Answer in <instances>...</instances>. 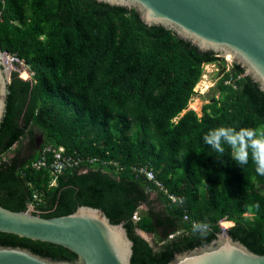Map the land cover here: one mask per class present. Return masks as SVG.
<instances>
[{
  "label": "trees",
  "instance_id": "trees-1",
  "mask_svg": "<svg viewBox=\"0 0 264 264\" xmlns=\"http://www.w3.org/2000/svg\"><path fill=\"white\" fill-rule=\"evenodd\" d=\"M0 48L34 74L31 81L10 77L0 126V206L25 212L33 204L32 214L47 219L79 206L100 209L111 223L124 224L134 244L131 264H169L176 253L214 240L223 218L234 223V240L264 255V176L251 161L239 167L227 146L217 159L202 139L218 126H264V94L239 66L223 73L219 99L199 117L186 110L203 67L224 59L147 27L135 10L95 0H0ZM47 145L124 170L85 163L54 178L49 168L30 166ZM136 165H149L181 204L133 173ZM193 221L207 231L194 232ZM138 232L151 235L153 245ZM0 246L76 258L63 247L5 233Z\"/></svg>",
  "mask_w": 264,
  "mask_h": 264
},
{
  "label": "water",
  "instance_id": "water-1",
  "mask_svg": "<svg viewBox=\"0 0 264 264\" xmlns=\"http://www.w3.org/2000/svg\"><path fill=\"white\" fill-rule=\"evenodd\" d=\"M135 10L147 27H162L201 52L230 56L264 94V0H95ZM11 71L0 48V126L6 114ZM0 233L63 247L74 260L42 257L26 248L0 246V264H131L133 242L123 223L113 224L97 208L79 206L73 213L43 218L31 211L0 206ZM169 264H264L220 232L208 244L176 253Z\"/></svg>",
  "mask_w": 264,
  "mask_h": 264
},
{
  "label": "built area",
  "instance_id": "built-area-1",
  "mask_svg": "<svg viewBox=\"0 0 264 264\" xmlns=\"http://www.w3.org/2000/svg\"><path fill=\"white\" fill-rule=\"evenodd\" d=\"M3 55L5 57V60L9 64V69L12 73H16L18 75V78L24 81H31L33 77V72H31L29 66L25 63L24 60L20 59L18 56L14 54H10L7 52H3ZM26 74V77H23V74ZM195 91V90H194ZM50 157V160L48 158ZM93 164V163H101L105 166H113L118 171H123L124 167L120 166L118 162L115 161H102L98 158H80V157H73L70 155H65V150L63 147L54 148L50 145H47L43 147L40 150L39 158L31 163V168L35 170H41L43 168H49L51 171V174L56 178L57 176L61 175L65 170L68 169H84V164ZM131 171L135 173L136 175L144 176L147 181H149L151 184H153L157 191L162 192L163 195L167 197V199L171 202L172 205H179L181 204L180 197L175 196L174 194H171L167 188L160 182L151 167L149 165L144 166H131ZM83 172H86V170H82ZM54 180L52 182V185L54 184ZM35 200L39 201L37 199V196H35ZM28 210L31 212L35 211V206L33 204L28 206ZM249 216V215H246ZM185 221H189V218L187 215L183 218ZM133 220H138V214L135 213L133 216ZM196 223L195 221L192 222ZM218 226L220 229V232H224L229 230L232 226H234V223L227 218H223L219 220ZM176 235V234H175ZM175 235H170L169 239H172Z\"/></svg>",
  "mask_w": 264,
  "mask_h": 264
},
{
  "label": "clouds",
  "instance_id": "clouds-1",
  "mask_svg": "<svg viewBox=\"0 0 264 264\" xmlns=\"http://www.w3.org/2000/svg\"><path fill=\"white\" fill-rule=\"evenodd\" d=\"M2 115V114H0ZM203 142L208 145L221 159L226 148L230 150L231 159L239 166H245L252 162L255 172L264 176V126L260 127H233L218 126L209 129L202 137ZM259 207V205H255ZM208 225L202 222L193 223L194 232L204 233Z\"/></svg>",
  "mask_w": 264,
  "mask_h": 264
},
{
  "label": "rangeland",
  "instance_id": "rangeland-1",
  "mask_svg": "<svg viewBox=\"0 0 264 264\" xmlns=\"http://www.w3.org/2000/svg\"><path fill=\"white\" fill-rule=\"evenodd\" d=\"M227 57L228 56L223 58L225 64L219 62L210 65H205L203 67V75L199 83L195 87V96L192 98L186 111L192 110L196 112L197 115L200 117L204 105L219 99V93L216 89V84L223 75V73L228 71L232 65L231 59H228ZM24 74L23 77H26V75L24 76ZM186 111H184L182 114H184ZM37 141L39 142V138H37ZM143 209H145V207ZM144 237L148 240V242H150V244L153 245L152 236L144 235Z\"/></svg>",
  "mask_w": 264,
  "mask_h": 264
},
{
  "label": "crops",
  "instance_id": "crops-1",
  "mask_svg": "<svg viewBox=\"0 0 264 264\" xmlns=\"http://www.w3.org/2000/svg\"><path fill=\"white\" fill-rule=\"evenodd\" d=\"M139 235L140 236H142L144 239H146L145 237H144V235H149V234H146V233H144V232H139ZM151 236V235H150ZM147 240V239H146ZM152 240H153V237H152ZM148 241V240H147Z\"/></svg>",
  "mask_w": 264,
  "mask_h": 264
},
{
  "label": "bare ground",
  "instance_id": "bare-ground-1",
  "mask_svg": "<svg viewBox=\"0 0 264 264\" xmlns=\"http://www.w3.org/2000/svg\"><path fill=\"white\" fill-rule=\"evenodd\" d=\"M227 58L229 59V58H230V56H228ZM25 75H26V74H24V76H25Z\"/></svg>",
  "mask_w": 264,
  "mask_h": 264
}]
</instances>
